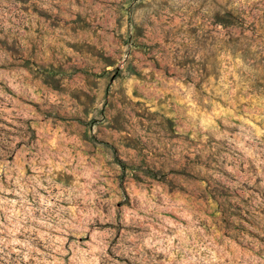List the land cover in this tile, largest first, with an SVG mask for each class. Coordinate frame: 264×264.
Returning a JSON list of instances; mask_svg holds the SVG:
<instances>
[{"label": "rangeland", "instance_id": "obj_1", "mask_svg": "<svg viewBox=\"0 0 264 264\" xmlns=\"http://www.w3.org/2000/svg\"><path fill=\"white\" fill-rule=\"evenodd\" d=\"M0 264H264V0H0Z\"/></svg>", "mask_w": 264, "mask_h": 264}]
</instances>
